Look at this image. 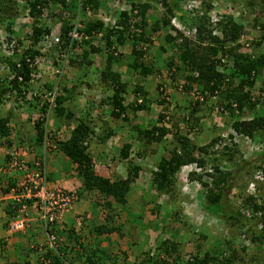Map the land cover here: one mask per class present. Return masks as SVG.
Instances as JSON below:
<instances>
[{"label":"trees","instance_id":"16d2710c","mask_svg":"<svg viewBox=\"0 0 264 264\" xmlns=\"http://www.w3.org/2000/svg\"><path fill=\"white\" fill-rule=\"evenodd\" d=\"M189 1H197L199 5L187 9L186 2ZM212 1L215 0H121L128 9L108 11L107 15L112 14L116 19L114 25L110 26L98 18L101 15L97 12L98 0H0V67L4 68V70L0 68V104L9 102L19 104L28 100L36 101V104L40 105L38 118L32 121L33 134L27 141V146L37 147L42 151L44 143L47 142L50 152L58 153L74 165L75 176L80 181L79 188L75 189L78 199L83 198V193L87 192L93 194L96 204H100L106 211L114 212L116 206L126 208L128 201L133 202L129 199L132 184L138 179V174L145 171L138 161L153 155L155 146H158L166 136L170 137V140L164 142L163 147L167 156H161L147 170L156 195H169L172 198L176 175L181 168L192 164L197 169L189 172L187 178L202 188V193L198 195L201 201L200 208L203 214L222 222V228L225 229L218 250L209 252L198 244L195 255L190 260L181 261L180 246L171 240L156 241L151 255L149 250L144 249L145 242H136L135 246L138 249L130 252L134 258L132 264H232L234 261L241 264H261L262 261L264 264V201L261 200L260 193L256 196L252 195V192L244 194L249 189L246 183L244 189H242L244 186L240 189L233 187L242 170H246L248 175L252 169L257 170L256 173L259 175H254V178H260L261 181L258 182L264 185V152L256 154L257 157L252 160H245L238 155L240 158L237 162L234 158L237 145L232 143V146H226L219 135L212 136L205 145H199L194 138H189L199 122L208 119L213 109H216L229 118L230 132L226 137L230 143L233 135H238L253 144H259L264 151V51H257L264 41V20L260 21L259 25L262 34L253 41L250 52L240 51L239 44L241 36L245 33L242 21L247 22L251 28H255L259 21L255 16L250 19V15L246 16V13L254 14L256 11L254 9L262 12L264 0L258 1V7L253 6L255 0L252 2L246 0L245 11L241 9V17L231 18L229 15H222L215 21H211L208 15L213 6ZM19 4L27 12L26 17L30 19L29 30L23 32L22 36L15 35L21 26H14L13 16ZM156 5L161 6V12L154 16L152 13L157 11ZM86 9L90 17L86 16L84 19L82 16ZM44 13L50 15L48 21L57 27L56 32H52L50 26L46 24L47 20L41 18ZM147 13L152 19L148 32ZM77 15L82 17L79 18L81 23L79 32L86 39L78 43L71 42L69 45L67 34L72 28L73 18ZM135 19L138 21L135 22ZM172 19L193 34L184 36L180 30L172 26ZM159 31L164 32L163 42L168 50L174 52L176 63L168 61L167 68H173L171 79L174 76L182 79L180 88L184 93L183 100H187L189 94L196 95L184 105L174 103L168 112L167 105L170 104L168 96L160 90L156 104L167 112L158 113L155 122L147 129L137 125L133 127L139 143L134 150V160L129 159L131 144L121 143L116 159L124 162L122 163L124 177L116 176L110 180L95 173L93 158L101 153V148L115 135L114 128L120 131L127 123L128 113L134 115L141 111L149 112L148 107L139 101L124 103V96L128 92L127 84L121 81L120 74L113 71L111 66L117 59L118 47L127 45L132 58L127 70L135 74L136 81H143L146 77L158 73L159 70L145 59V46L150 45L146 33L153 34ZM169 31L174 34H169ZM51 34L58 36V43L52 48L55 54L52 57L54 58L52 65L57 68L55 73L57 75L40 78L38 58H41L42 54L38 49L43 38ZM96 35H100L98 44L93 45L91 40ZM158 49L161 52L165 51L164 46H159ZM67 52L71 55L67 57V66L77 70L92 65L93 62L89 58L92 55L100 59V66L96 65V77L88 79L81 73L74 83L69 81L60 83L59 77H62L60 63L63 53ZM64 79L66 80V77ZM258 80L260 84L256 87ZM81 83L87 88L94 86L101 93L110 90L97 105L98 108L102 106L108 108V115L105 118L94 116L88 119L89 106L84 116L76 118L73 110L76 106L75 98L80 94L77 87ZM130 92L143 99L146 97V91L137 83ZM211 97H214V101L210 100ZM91 102L90 100L87 104ZM49 113L54 119L64 120L66 128L70 126L69 121L73 120L74 125L69 129L67 138L59 139L55 133L53 134V130L46 131ZM7 121L8 114L0 117V146L8 147L10 140ZM218 144L223 146L218 150L213 149L217 148ZM46 179L49 182L47 174ZM7 189L5 193L8 192ZM234 197L238 200L237 205ZM254 198L261 201L256 202ZM145 200L146 198H136L134 205L143 206L144 203H148ZM10 203L5 208L6 215L12 211ZM140 217L139 215L137 219ZM105 219L102 225L96 227L98 235H108L116 230L107 227L110 218L107 216ZM46 228L52 230L53 226ZM72 238L73 245L81 249V256L83 260L85 259L83 263L121 264L117 262L119 256L105 254L98 247L88 252L76 235ZM239 238H242L243 246H237L240 243ZM132 239L135 242V238ZM60 247L62 249L63 246H59L57 242L58 251L54 254L45 246L48 252L43 257L48 259L47 264H62L58 256ZM121 255L123 264H126L129 251ZM38 264L42 262L38 261Z\"/></svg>","mask_w":264,"mask_h":264},{"label":"rangeland","instance_id":"374dc122","mask_svg":"<svg viewBox=\"0 0 264 264\" xmlns=\"http://www.w3.org/2000/svg\"><path fill=\"white\" fill-rule=\"evenodd\" d=\"M117 0H100V4L97 8V12L101 15H106L108 11H112V7H116L114 5V2ZM235 1V2H234ZM245 1L246 0H231V2H226V0H215L212 1V9L209 11L208 15L210 19L217 20L220 19V16L222 15H229L231 18H237L241 17V9L245 11ZM251 2L253 0H250ZM258 1L255 0L252 4L254 7H258ZM111 2H113L111 4ZM121 0H118L117 4H120ZM113 5L111 7V5ZM257 4V5H256ZM157 6V11L153 12L152 14L158 15L161 12V6ZM186 9L185 7H183ZM182 8V9H183ZM183 9V11H184ZM254 14H248L246 13V16L250 15V19L252 16H255L259 18V21H257L256 27L251 28L247 22L244 20L242 21L245 25V33L241 36L239 40L240 44V51L243 52H250L253 47V41L258 38L262 31L260 30V21L264 20V9L262 12H258L257 9H254ZM103 12L105 14H103ZM49 15V14H48ZM45 13L41 18H44L47 20V23L50 28L52 29V32H56V26L52 24V22H49L48 19H50V15L48 16ZM14 16V26H21L20 31L16 32V36H22L23 32L29 30V24L30 19H28L25 15V11L22 9V5L19 4L17 7ZM149 13H147V27L146 30L148 32V27L151 23V17H149ZM82 17H86L85 14ZM80 16L79 18L82 19ZM53 18V16H52ZM54 20V19H53ZM138 19H135V22H137ZM176 24V22H175ZM174 24V25H175ZM16 29V28H15ZM169 34L173 35L174 32L169 31ZM148 35V38L150 40V45H146V54L145 59L147 62H151L153 67L158 69V73L146 77L143 81H136L135 74L132 71L127 70V65L131 62V56L129 54V46L125 45L122 47H118L117 49V59H115L112 63V70L115 72H118L121 76V81L126 82L127 84V94L124 96V103H132L135 101H139L141 103H144L148 109L149 112H137L134 115L131 113H128V121L125 123L120 131H117L114 128L115 135L112 136L101 148V153L96 157L93 158V165L94 170L97 175L104 176L110 180L114 179L116 176L124 177V167L122 163L116 159L118 148L121 146V143L123 142H129L131 144V150L129 153V159L134 160V150L139 146V143L136 140V135L133 130V127L136 125L140 128H149L151 123L155 122L156 115L160 112H169L171 107L174 103H178L179 105H184L189 102V100H193L196 94L192 95L189 94L188 101L183 100L184 93L182 92L180 86H182V79L176 78L174 76L173 79H171L174 71L173 68L168 69L167 68V62L172 61L175 62V55L173 50H168L167 46L163 42V31H159L157 33H146ZM91 43L93 45L98 44L97 38H92ZM159 46H164L165 51L161 52L158 48ZM167 48V50H166ZM52 50V49H51ZM48 50V52L42 54L41 58H38V65H39V75L43 74V77L40 76V78H44L47 76H56L55 71L57 70L56 67H53V56H55L53 50ZM258 52L264 51V41L260 45V47L257 50ZM51 54V55H50ZM71 56L69 52L63 53L62 56V62L60 63V68H62V77H59L61 80L60 83H64L68 81L70 83H74L79 75L83 73L85 78L88 79H94L96 77V67L100 66L99 63H101L100 59H97L95 55L90 56V60L93 62L92 65L87 67L83 70H77L73 69L72 67L67 66L66 60L67 57ZM65 57V61H64ZM97 61L94 65V62ZM176 63V62H175ZM97 65V66H96ZM4 70V68L0 67ZM46 75V76H45ZM66 77V80L64 79ZM56 78V77H55ZM58 78V77H57ZM56 78V79H57ZM263 79H264V73H263ZM66 83V84H67ZM140 84L144 91H146V97L143 99L140 96H134L130 91L134 88L135 84ZM260 84V81L258 80L255 84L256 87H258ZM158 86V87H157ZM80 94L75 98L76 106L73 110L75 113L76 118L82 117L86 113V108L88 107V113L89 116L88 119L94 118V116H101L105 118L108 115V108L105 106H102V108H98V102L102 98H105L106 95L110 92L101 93L98 91L97 88L92 86L91 88H87L85 84L81 83L77 87ZM162 91L164 95L168 96V101L170 102L169 105H167V111L163 110L160 106L156 104V100L158 99V92ZM92 101L91 104H87V102ZM211 101H214V97L210 98ZM12 106H17V104L9 102ZM82 107V108H81ZM85 112V113H84ZM61 122H65L64 120H60ZM73 122V120L69 121ZM229 118L226 116L225 113H219L216 109H213V112L210 114L209 118L206 120H202L199 122V125L193 129L192 134L189 135V138H194L196 142H198L199 145H205L209 142L210 138L212 136L219 135L220 139L223 140V144L230 147L231 144L237 145V153L235 155V160L239 161V156L241 155L243 159L245 160H252L253 158H256L259 153H262V147L259 144H253L249 142L247 139L242 138L238 135H233V140L231 143L228 141L226 135L230 132L229 126ZM166 127H168L167 124H165ZM181 126V125H180ZM113 128V124L111 125ZM22 131H24V127L21 128ZM18 135V130L15 131ZM66 132V133H65ZM67 132L69 131L64 128L59 135V139L62 137V139H65L66 136H68ZM22 132L21 134H24ZM23 141L30 140L31 137L24 134V137H20ZM170 140L169 136H166L164 140H162L158 146H155L154 154L148 157H145L144 159H141L138 161L141 166L145 169V171L140 172L138 174V179L132 184V188L130 190V200H136V198H146L148 203H144L143 206L135 204L133 202L132 209L134 210L133 213L135 216L138 215V212L140 211L141 217L140 219H135L136 222L140 224V221L143 220V216H147L149 220H151V223L148 222V225L150 226V231L148 234L152 237H146L148 240L145 242V250H149V253L152 252V249L156 245V241H161L163 239L171 240L172 242L178 244L179 249L181 251V261L186 260L187 258L192 257L195 255L196 246L198 244L202 245L203 250H207L209 252H216L219 247V243L221 242V238L224 236L225 229L222 228V222H218V219L214 217H210L207 214H203V211L200 208V200L198 198V195L202 193V188L196 183L188 181V178L185 177V171H181L176 175V180L173 187V196L172 198L169 197V195H156L154 192V188L152 187L150 183V177L147 172L150 167L154 165V163L161 157L167 156V153L163 149L165 146L166 141ZM223 144H218L217 148L213 149H220ZM7 147V146H5ZM48 148V147H47ZM46 148V149H47ZM1 151V149H0ZM47 153V152H46ZM98 153V152H96ZM46 164L49 163L46 161ZM57 163V164H56ZM56 164V167H54L55 171H60L61 173H67L69 171V163H62L59 162V160H56L54 163ZM197 170V169H196ZM257 170L252 169L249 171L248 175L246 173V170H242L241 176L239 179H237L233 183V187H237L240 189L241 186H244L242 189L245 188L244 183H246L247 187L249 188L247 191H245L244 194H250L252 192V195L256 196L257 193L261 194V200L264 201V185H261L258 181H261L260 178L255 179V176ZM57 177L59 175L57 174ZM260 179V180H258ZM258 185V188H257ZM260 186V189H259ZM245 196V195H244ZM87 198V197H83ZM145 200V201H146ZM235 201V204L237 205L236 201L237 199H233ZM256 202H260L261 200L258 198H254ZM157 206V207H156ZM87 211L93 212L95 214V202L93 200H90L88 202V206L86 208ZM105 210V209H104ZM105 212H103L104 214ZM123 220V217H121L120 222ZM79 221V220H78ZM133 224H128L126 227H124V230H127L130 226ZM144 224V223H143ZM111 224H109V228ZM144 226L141 225V228ZM141 230V229H140ZM15 233V232H14ZM205 237L202 238L201 236ZM118 233L115 234L117 236ZM112 237L111 243L113 241L117 242L120 241L119 237ZM29 240V239H28ZM135 240H138L135 238ZM233 242L235 241L234 238H232ZM32 240H29L31 242ZM132 241V242H131ZM240 243L237 244V246H243L244 242L242 241V238H239L238 240ZM110 243V240L107 241ZM121 242V241H120ZM96 244L98 246H107L106 241L104 238L97 239ZM121 244H125L126 249L121 250V253L125 251H129V264H132V261L134 258L130 255L132 251H136L138 249L135 244L136 241L133 242L132 238L124 239L121 242ZM120 244V245H121ZM3 244H0V247ZM121 245V246H122ZM124 248V247H123ZM200 252H202L200 250ZM112 256H119V260L117 262H120L123 264V261L121 260L122 255L115 253V251L111 250L110 253ZM27 250H24L22 253H19L18 258L20 262L26 258V256H29ZM151 255V254H150ZM19 262V263H20ZM263 262L261 261V264ZM128 264V263H126ZM232 264H241L238 261H234Z\"/></svg>","mask_w":264,"mask_h":264},{"label":"crops","instance_id":"0c3cea01","mask_svg":"<svg viewBox=\"0 0 264 264\" xmlns=\"http://www.w3.org/2000/svg\"><path fill=\"white\" fill-rule=\"evenodd\" d=\"M98 3L100 4V0H98ZM112 3L113 2H111V4ZM112 6L113 5H111V7ZM103 14L105 13L103 12ZM109 15L112 16V14ZM40 76L43 77V74ZM39 110L40 105L38 103L36 104V101H22L20 105L17 104L15 107L10 105V103L0 104V117H5L8 114V121L6 124L9 128L8 139L10 140V146H0V168H7L9 162L12 160L10 156L12 153H15L18 159H21L29 164L41 160L44 155V162L49 159V163L46 164L45 162V167L50 184L58 185L60 188L66 190L77 189L80 186V181L75 176V172L73 170L74 165L69 163L65 158H62L58 153L50 152L49 149H47L48 152L46 154H43L37 147H28L27 141L25 142L20 138L24 137V134L32 137V121L38 118ZM46 122L48 126L46 131H49V129L53 130V134L55 133L58 138L60 137L59 133L66 128L65 122L54 119L50 113ZM73 125L74 123L70 122V126H67L66 129L69 131ZM22 127H24V134H21L24 132L21 129ZM16 130L19 132L18 135L15 132ZM60 139H62V137ZM56 160H59V162L62 163H69V171L67 173L55 171L53 166L56 167L57 163H52ZM57 174L59 177H57ZM20 177L21 172L17 169L7 168V172L0 173V244H3L0 247V264L11 262L19 264L20 260L18 255L24 250H27L30 255L26 256L22 263L27 262L28 264H38V261H40L41 258H43V255L48 252L45 249L43 235L36 228V224H28L21 232L14 233L8 230L9 218L7 216H11V214L9 213L6 215L5 208L9 202H6L5 200L7 198L6 196H8V192L5 193L4 191L8 187L9 188L7 190L9 191V189L13 186L14 181L19 180ZM83 197L87 198L79 199L73 206L72 211L66 213L58 224V245L63 246L62 249L61 247L59 248L61 250H59L58 256L60 257L62 264L86 263H83L85 259L83 260L81 256V249L78 246L73 245L72 237L74 235L78 237V241L83 244L88 252L98 247V249H101V251L103 250L105 254L110 253L111 250H114L117 254H121V250L126 249L125 244H121L123 238H137L138 240H135L136 242L144 243L148 240L145 236L152 237L148 234L150 231L148 222L151 223V220H149L147 216L144 215L143 220L140 221V224L144 226L143 228H141V225L138 223L133 224V222H136L135 219H137L139 215L141 216L139 212L137 216L133 213L134 210L132 207L134 206V200H132L133 202L131 201L132 203L128 201L129 203H126V208L121 209L120 206H116L114 208V212H111L104 210L100 204L97 205L95 199L93 198V194L84 192ZM90 200L95 202V214L86 210ZM103 212L105 213L103 214ZM107 216L110 218V226L116 230H113V232L108 235H98L96 227L102 225ZM121 217H123V220L120 222ZM77 218L79 219V224L75 223ZM33 222L37 223L36 221ZM128 224L133 225L127 228V230H124V227ZM107 227H109V225ZM116 233H118L117 236H115ZM114 236L120 238L121 242L118 241L117 245L116 241L111 243V239ZM100 238L105 239L107 246H98V244H96L97 239ZM28 239L32 241L29 242ZM108 240H110V243L107 242ZM68 259L70 262L67 261ZM126 260L127 263H129L130 260L128 257Z\"/></svg>","mask_w":264,"mask_h":264},{"label":"built area","instance_id":"2783aa9c","mask_svg":"<svg viewBox=\"0 0 264 264\" xmlns=\"http://www.w3.org/2000/svg\"><path fill=\"white\" fill-rule=\"evenodd\" d=\"M117 3L118 0L114 2L116 7L113 6L112 10L128 9L126 4L122 2L120 4ZM198 4V2L189 1L186 2V8L191 9V7H197ZM78 10L81 11L80 8H78ZM26 13L25 11V15ZM84 14L90 17L87 9ZM79 17L80 16L77 15L71 22L72 28L67 34L69 45L71 42L78 43L80 40L86 39V37L79 32L81 29V18L79 19ZM83 18L85 19V17ZM98 18L104 24L110 26L114 25L116 21L111 15H99ZM171 24L175 29L178 31L180 30L184 36L193 34L192 31H187L182 28L175 19L171 20ZM99 36L100 35H96L94 38L99 39ZM25 43L26 42H24V44ZM57 43V34H51L49 37L43 38L38 52L44 54L48 52V50H51ZM52 94H54V92ZM51 101L52 96L49 102ZM18 105H20V103ZM48 146L49 144L47 142L44 143L41 151L43 154L47 152ZM10 156L12 160L9 162L7 168L19 170L21 172V177L19 180L14 181L13 186L8 191V196H6V199L11 202L10 205L12 206V215L9 218L8 229L10 232H18L23 230L28 222L36 221L43 231L47 244L52 246L55 242L53 229L57 227L62 217L72 210L77 200L75 191L73 189H62L54 184L51 185L46 179V169L43 161L33 162L31 166H28L26 162L18 159L15 153H12ZM7 168H4V170L0 169V172H7ZM78 220L77 218L75 223L79 224ZM47 226L48 228L53 226L52 230L47 229Z\"/></svg>","mask_w":264,"mask_h":264},{"label":"clouds","instance_id":"9594fccd","mask_svg":"<svg viewBox=\"0 0 264 264\" xmlns=\"http://www.w3.org/2000/svg\"><path fill=\"white\" fill-rule=\"evenodd\" d=\"M193 2H197V1H193ZM199 5V4H198ZM211 21H212V19H211ZM39 161H43L44 162V157L42 156V158H41V160H39ZM38 161V162H39ZM44 164H45V162H44ZM194 165H192V164H190V165H185V166H183L182 168H181V171H185V177H187V174L189 173V172H194V171H196V168H194L193 167ZM45 169H46V167H45ZM180 171V172H181ZM46 174H47V171H46ZM74 191H75V189H73ZM6 200V202H9L7 199H5ZM78 198H77V200L75 201V203H74V205L78 202ZM72 211V210H71ZM10 214L12 215V211L10 212ZM8 218H10L11 216H7ZM9 223V222H8ZM36 224V228L41 232V234L43 235V238H44V242H45V246H47L48 247V250H50V251H52L54 254H56L57 253V251H58V248H56V244H57V242H58V238H57V234H55V232L56 231H58V229L57 228H59L58 227V225H57V227L55 228V229H53V235L55 236V242H54V244L52 245V246H49L48 244H47V242H46V239H45V236H44V234H43V231L41 230V228L39 227V225L37 224V223H35V222H33V221H30V222H28L27 223V225L28 224ZM26 225V226H27ZM26 226H25V228H26ZM24 228V229H25ZM23 229V230H24ZM9 230V229H8ZM23 230H21V231H23ZM21 231H18V232H21ZM50 232H52V231H50ZM149 254H151V253H149ZM192 257H190V258H187L186 260H190ZM41 262H42V264H47L48 263V259H45L44 257L43 258H41V260H40Z\"/></svg>","mask_w":264,"mask_h":264}]
</instances>
